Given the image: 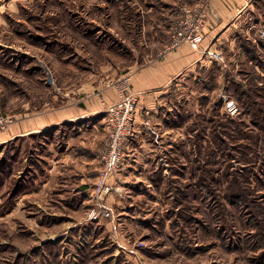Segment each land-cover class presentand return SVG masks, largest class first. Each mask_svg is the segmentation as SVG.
Returning a JSON list of instances; mask_svg holds the SVG:
<instances>
[{
  "label": "rangeland",
  "instance_id": "374dc122",
  "mask_svg": "<svg viewBox=\"0 0 264 264\" xmlns=\"http://www.w3.org/2000/svg\"><path fill=\"white\" fill-rule=\"evenodd\" d=\"M198 1L0 0V133L109 89L110 105L123 82L134 93L133 73L167 52L182 8ZM251 8L213 49L200 45L206 66L169 91L157 169L143 184L112 183L110 218H90L93 192L62 187L87 162L64 151L92 154L95 182L104 170L106 111L0 144V264H264V0Z\"/></svg>",
  "mask_w": 264,
  "mask_h": 264
},
{
  "label": "crops",
  "instance_id": "0c3cea01",
  "mask_svg": "<svg viewBox=\"0 0 264 264\" xmlns=\"http://www.w3.org/2000/svg\"><path fill=\"white\" fill-rule=\"evenodd\" d=\"M253 1L254 0H211V16L206 29L202 45L205 47L203 48L206 49L209 46L210 49H213V46L210 47L208 42L218 33L229 35L235 31L236 28L242 26V23L248 16V11L252 9ZM161 44H165V40L154 39L151 43L153 47H159ZM203 63H205L206 66V60H202L200 52H196L188 45H182L176 50L167 51L165 54L158 55L152 62H149L133 73L130 82L132 91L138 97L135 123L136 137L129 145L126 165L119 173L110 176L108 180L109 183L127 184L129 182L133 185L136 183L143 184V182H141L142 179L149 176L154 169H157H153L152 166L155 164L158 165L159 160L156 158L159 157L162 151L161 146L165 144L166 140L164 138L166 121L163 117L164 111L161 109L164 105L163 101L167 94L171 93L169 91H175L176 86L179 85V81L183 77L195 70L196 66H202ZM173 85L174 88H171ZM77 93L80 97L81 94L79 92ZM113 93L116 94L115 90L110 89L106 90L104 93H93V95L83 103L79 98L75 100L77 103H70L67 108L65 107L59 112L49 114L46 120L16 122L9 128L10 130L5 133H0V144L5 145L17 138L31 136L44 130L49 133L52 129L55 130V128L57 129L59 126L66 127V125L70 123L71 125L77 126V123H85V121L89 119L88 117L92 115H103L108 104L115 99ZM74 95L75 94H69V96ZM80 103H82V105H80ZM66 138L65 136L63 143L65 145L71 144L70 140H66ZM68 140L69 144H66L65 141L68 142ZM88 141L92 142L93 147L95 144L99 145V142H101L97 134L92 136V139ZM54 142L55 141H51V144ZM84 155L78 157L75 153H71L66 157L65 151L62 153L63 160L71 158V161L75 162L76 158L83 159L84 157V159L87 160L86 163L81 165L86 172H78L76 174L78 180L75 181V184L62 186L64 190L72 191L77 194L93 192L94 179L99 170V166L95 165L97 164V160L92 154ZM56 164L57 163L52 166L50 165L49 167L54 168ZM71 167L73 168V165ZM106 203L108 202L106 201ZM113 203L118 205L120 200L116 199ZM15 208L16 207H14V209Z\"/></svg>",
  "mask_w": 264,
  "mask_h": 264
},
{
  "label": "built area",
  "instance_id": "2783aa9c",
  "mask_svg": "<svg viewBox=\"0 0 264 264\" xmlns=\"http://www.w3.org/2000/svg\"><path fill=\"white\" fill-rule=\"evenodd\" d=\"M211 0H201L182 8L179 19L175 22L167 51L188 45L197 51L205 38L206 29L211 16ZM209 58L218 59V54L207 51ZM220 57V56H219ZM118 100L106 108L108 142L104 155L105 168L100 172L93 188V199L97 203L90 211V218L101 216L110 218L109 210H103L106 200L120 192L118 186L109 183V178L118 172L128 156L129 145L136 137L137 105L136 95L127 90L125 82L118 87ZM224 111L229 117L239 114L236 103L224 98ZM143 246L142 243L138 244Z\"/></svg>",
  "mask_w": 264,
  "mask_h": 264
}]
</instances>
